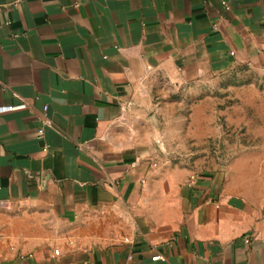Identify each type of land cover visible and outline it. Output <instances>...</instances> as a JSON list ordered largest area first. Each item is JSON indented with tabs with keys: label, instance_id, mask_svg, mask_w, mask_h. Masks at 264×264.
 <instances>
[{
	"label": "crops",
	"instance_id": "1",
	"mask_svg": "<svg viewBox=\"0 0 264 264\" xmlns=\"http://www.w3.org/2000/svg\"><path fill=\"white\" fill-rule=\"evenodd\" d=\"M240 67L264 0H0V264H264V135L176 159L210 121L171 86Z\"/></svg>",
	"mask_w": 264,
	"mask_h": 264
},
{
	"label": "rangeland",
	"instance_id": "2",
	"mask_svg": "<svg viewBox=\"0 0 264 264\" xmlns=\"http://www.w3.org/2000/svg\"><path fill=\"white\" fill-rule=\"evenodd\" d=\"M170 91V99L183 118L190 109H207L210 124L206 149L180 150L176 156L177 160L191 158L194 170L228 161L241 151L239 146L249 147L264 135V69L235 68L221 75L191 80L181 86L172 85ZM171 109L165 107L166 111ZM184 121L181 120L182 127H185ZM202 127L204 129V125ZM180 136L177 135V141L183 142L184 135ZM197 137L196 140H200L199 133Z\"/></svg>",
	"mask_w": 264,
	"mask_h": 264
},
{
	"label": "built area",
	"instance_id": "3",
	"mask_svg": "<svg viewBox=\"0 0 264 264\" xmlns=\"http://www.w3.org/2000/svg\"><path fill=\"white\" fill-rule=\"evenodd\" d=\"M43 110H44V112H46L47 111V107H44ZM42 133H43L42 130L38 131L39 135H41ZM152 261H162V262H164V259L161 256L157 255V256L152 258ZM131 262H132V256H128L127 262L125 264H131Z\"/></svg>",
	"mask_w": 264,
	"mask_h": 264
}]
</instances>
